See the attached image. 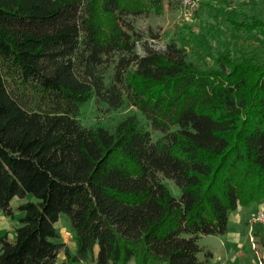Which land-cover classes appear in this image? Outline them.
Instances as JSON below:
<instances>
[{
  "label": "trees",
  "instance_id": "16d2710c",
  "mask_svg": "<svg viewBox=\"0 0 264 264\" xmlns=\"http://www.w3.org/2000/svg\"><path fill=\"white\" fill-rule=\"evenodd\" d=\"M163 1L0 0V212L16 221L0 264H208L199 238L264 202V56L224 48L202 68L176 41L154 50L131 17ZM207 6L264 39L261 16ZM89 100L135 112L85 126Z\"/></svg>",
  "mask_w": 264,
  "mask_h": 264
},
{
  "label": "rangeland",
  "instance_id": "374dc122",
  "mask_svg": "<svg viewBox=\"0 0 264 264\" xmlns=\"http://www.w3.org/2000/svg\"><path fill=\"white\" fill-rule=\"evenodd\" d=\"M192 1L194 7L185 10L182 0H171V3L164 0L160 14L150 12L131 17L135 29L142 36V41L148 42L156 51H163L168 42L176 41L185 48L189 60L202 68L213 66V58L219 50L224 48H229L233 54L255 53L264 56V39L259 36L257 31L247 33L233 30L223 16H214V12L207 6V4H213L223 8H236L245 14H257L264 18V0ZM137 50L139 53L143 52L140 44H138ZM134 112L135 109L128 105H124L116 111H110L104 104L97 106L93 100H89L81 106L79 119L85 126L102 125L112 128L116 122ZM163 183L174 196H179V188L170 179H164ZM27 200L34 201L35 199L30 194L26 195L24 199L15 197L11 206L14 208L18 203ZM14 213L19 215L17 210H14ZM15 225V220L0 213V234L7 232L8 237L12 239ZM54 226L58 230L59 241H62L71 252H74L75 241L68 216L65 213H60ZM223 236H202L199 238L198 244L208 250L210 246H219L218 238H224ZM250 248V242L246 243L244 251L255 257L256 264H261L259 262L260 255L256 254L252 248L250 251ZM256 248L258 252H261L264 245H258L256 242ZM62 256L61 252L58 264H63L61 263ZM78 264L90 263L80 262Z\"/></svg>",
  "mask_w": 264,
  "mask_h": 264
},
{
  "label": "crops",
  "instance_id": "0c3cea01",
  "mask_svg": "<svg viewBox=\"0 0 264 264\" xmlns=\"http://www.w3.org/2000/svg\"><path fill=\"white\" fill-rule=\"evenodd\" d=\"M259 212H264V202L245 208L238 207L229 214L224 238H218L219 246H208L212 254L208 264H256L255 257L248 255L244 251V246L249 243L247 242L249 221ZM251 227L257 244L264 245V224H253Z\"/></svg>",
  "mask_w": 264,
  "mask_h": 264
},
{
  "label": "built area",
  "instance_id": "2783aa9c",
  "mask_svg": "<svg viewBox=\"0 0 264 264\" xmlns=\"http://www.w3.org/2000/svg\"><path fill=\"white\" fill-rule=\"evenodd\" d=\"M182 4L185 8V10L191 9L194 7V3L192 0H182ZM250 227H249V234H248V239L251 245V248L255 251L256 254H259V262L261 264H264V248H261V252L257 251L256 248V241L252 235V225L253 224H264V212H259L255 216L252 217L249 221Z\"/></svg>",
  "mask_w": 264,
  "mask_h": 264
}]
</instances>
